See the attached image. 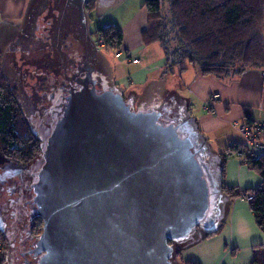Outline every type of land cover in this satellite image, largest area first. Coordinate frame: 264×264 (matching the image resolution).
<instances>
[{
  "label": "water",
  "instance_id": "95a60500",
  "mask_svg": "<svg viewBox=\"0 0 264 264\" xmlns=\"http://www.w3.org/2000/svg\"><path fill=\"white\" fill-rule=\"evenodd\" d=\"M86 2L63 5L83 36ZM89 49L96 58L95 44ZM85 71L36 173L38 264H174L178 250L221 225L227 198L213 161L218 156L210 154L187 102L153 93L135 109L137 98L124 100L105 75L104 91L89 88L93 70ZM199 226L205 233L194 238Z\"/></svg>",
  "mask_w": 264,
  "mask_h": 264
},
{
  "label": "crops",
  "instance_id": "0c3cea01",
  "mask_svg": "<svg viewBox=\"0 0 264 264\" xmlns=\"http://www.w3.org/2000/svg\"><path fill=\"white\" fill-rule=\"evenodd\" d=\"M37 2L38 0H0L2 69L4 61L13 57V53L7 50L14 39L29 30V15L35 10ZM64 3L65 0H60V8ZM146 22L147 11L142 4L140 9L126 13L122 22H113L121 29L122 44L119 58L113 52L118 63L113 64L111 69L112 83L124 89L129 94L127 97L133 93L141 97L149 83L154 81L152 78L156 77L155 80L170 86L171 80L174 81L177 77V82H172V91L184 93L188 114L212 152L222 155L231 143L242 144L244 138L240 129L247 126L246 122H264V71L248 69L239 75L230 74L219 78L202 75L190 66H186L183 72L179 68L167 71L161 46L158 43L144 45L142 42L141 32ZM155 44L159 46L161 53H157L156 58L147 60L148 55L155 54L152 51L154 49H151ZM135 57L140 58L137 63H133L137 59ZM169 74L172 76L163 77ZM179 85L182 86V91ZM223 168L222 186L233 193L228 197L222 190L227 204L221 225L215 234L203 236L181 249L180 262L264 264V231L256 225L250 203L234 196L237 190L260 187L264 179L242 164L235 155H229L225 159Z\"/></svg>",
  "mask_w": 264,
  "mask_h": 264
},
{
  "label": "trees",
  "instance_id": "16d2710c",
  "mask_svg": "<svg viewBox=\"0 0 264 264\" xmlns=\"http://www.w3.org/2000/svg\"><path fill=\"white\" fill-rule=\"evenodd\" d=\"M142 6L147 11L142 42L161 46L167 71L179 68L183 72L190 66L202 75L218 78L239 75L248 69L264 71V0H143ZM94 8L95 0H87L85 10L90 12ZM98 35L108 48L119 50L122 32L118 26L108 25L98 30ZM100 69L104 78L101 64ZM245 125L253 124L247 121ZM240 146L231 143L226 153L217 155L221 183L225 159L235 155ZM42 149L24 116L16 89L8 85L0 53V155L15 164L26 165L38 158ZM247 166L264 179V155L248 161ZM222 190L232 196L233 192L223 186ZM239 193L237 190L234 196L239 197ZM244 195L252 197L250 209L256 225L264 231V183L245 190ZM40 227L41 221L36 226L37 233ZM179 255L180 250L176 256ZM0 262L4 264L3 254Z\"/></svg>",
  "mask_w": 264,
  "mask_h": 264
},
{
  "label": "rangeland",
  "instance_id": "374dc122",
  "mask_svg": "<svg viewBox=\"0 0 264 264\" xmlns=\"http://www.w3.org/2000/svg\"><path fill=\"white\" fill-rule=\"evenodd\" d=\"M120 2H122L123 4H120ZM142 2L143 0H95L94 10L90 12L88 11L85 12V24H86L85 36L82 35L81 30H79L78 26L75 24V19L73 18L74 16L73 14L70 13L68 14V16H66V18H62L63 28L67 29L66 24L67 23L69 24L68 28H69L71 37L73 35L75 36L76 38L75 42L77 43V46H78V48L74 47V50H73L74 52L70 51L69 54H71L72 57L73 55L79 56L80 51H82L83 55H86V53L89 51V44L90 43L95 44V42L97 41L99 37L98 30L108 25L113 24V22H118V23L122 22L126 13H128L129 11L134 12L135 10L140 9V5L142 4ZM161 7L164 13V10L166 9L165 4L163 3ZM29 16H30V23H29L28 33L31 36L35 37L34 40H36L37 42L41 41L44 43V45L40 49H37L38 48L37 47L27 52L29 54L28 59H31L30 55L36 56L37 58L30 65H28L27 63L22 65L21 75L17 73L14 74L13 64H18V62L16 61L14 63L12 57L4 61L3 70H4V75L7 79L10 89H15L17 88V85H18L22 110L28 122L33 127L34 132L37 134L39 138L42 139V147L44 148L45 142L47 139V131H45L42 128L41 122L43 123L44 121L42 120L40 121L41 117L38 115V113L33 112V108L36 105L38 98L41 96V92H43L42 87L45 85V82L47 83L48 81L51 82L52 78H54L53 75H56V72H59L58 59L60 57H63V59L65 60L68 54V51L64 50V48L57 49L56 46H54L53 44L54 38H50L49 36V34L53 32L55 29H58L59 25L61 24L60 22V19L62 16L61 13H56V11H53L47 8V10H38L35 14H30ZM67 17L70 19L68 20ZM74 26L77 28V30L74 29ZM42 30H44V32ZM65 33L67 34V31H65ZM63 36L64 37L66 36L64 35V30L62 32V37ZM62 37H60L61 42L63 41V38H64ZM151 49H154L152 51H155V54L148 55L147 60H152L153 58H156L157 53H161V51L159 50L160 48L157 44H155V46H153V48ZM7 51L11 53L12 52L11 47H9ZM113 52H115L116 54V53H119L120 51L115 50L114 48H108L105 45L104 47H100L99 49H97V56H96V59L98 60V62L99 60H102V63L104 64L103 68L105 70V77H107L109 81H112L111 69L113 67V64L118 63V60L115 59ZM18 56H19L18 54H15V59H18ZM25 56L27 57V55ZM135 58H137L136 61L140 60V58L138 57H135ZM48 63L51 64L52 66L51 68H48V67L40 68V67H43V65L45 66ZM36 66H39V67H36ZM51 71H53L52 75L50 74ZM46 73L48 76L50 75L49 77H52V78H49V77L46 78L45 77ZM171 76L172 75L169 74L167 76L164 75L163 77L166 78V77H171ZM155 78L156 77L151 79L154 81L149 83L148 88L145 91H143V93L141 94V97L135 93H133V95L130 96V97L138 96L137 100H135V103H134L135 108L137 107V104L140 100L142 99L148 100L150 96H153L152 95L153 93H159L160 96H163L164 98L170 95L176 96L178 100L180 101V103H184L183 101H185V103L182 104V106L186 104L187 101L183 97L184 93H181V94L179 93L180 94L179 95L178 93H176V91L174 90L172 91V88H173L172 82H177L176 81L177 77L174 78L175 79L174 81L171 80L170 86L166 85L163 81H159L158 79L155 80ZM179 87H180V90L182 91L183 90L182 86L179 85ZM121 90L124 93L125 97L129 96V94L124 91V89H121ZM209 152L210 154L212 152L210 148H209ZM212 154L211 155L214 156L213 152ZM213 161L215 162L217 166L220 165V160H218L217 157H215ZM10 164H14V163L4 159L0 155V225L3 224V218H2L3 212L2 211L3 210L11 211L12 208L17 210L16 207L18 204L15 201L19 199L23 200L26 197L25 196L26 188H23V185L25 184L29 185V183H31L32 181V178L25 180V178H23L24 174L26 175V173L38 172V170L40 169L42 165V157H38L36 161L33 162L32 165L28 166V168L27 167L24 168L20 165L14 164L13 168L15 170H18L19 173L17 175L18 171L16 172L15 177H13V181H9V182L7 181V183H5L6 182V179H5L6 171L8 173L13 172ZM3 169H5L6 171ZM17 176H20V177L18 178ZM11 185H13L12 187L16 185L18 191L12 192V190L11 191L7 190V188ZM19 189H21L22 192H20ZM27 191L29 193L27 195L29 196L31 194V191L30 190H27ZM238 191H245V190L240 189ZM9 201L10 202L14 201L17 205L14 204L13 207L10 206L9 208V205H8ZM14 212L16 215L19 214L16 211ZM24 213L25 212L21 210L20 214H24ZM221 218L220 220L216 222V224H219V222L221 224ZM10 227L12 228L13 225H11ZM204 233H205V229L199 226L197 227L193 237L194 238L200 237ZM20 235H22L21 238L24 239V234H20ZM21 238H18V240ZM17 243L18 242H15L13 246L16 247V249H19L18 247L21 246V243H18V244ZM3 248H4V242L0 238V256L2 255ZM14 262L15 264H21V260L19 258L18 259L15 258ZM173 263L183 264L182 262H180L179 257H175Z\"/></svg>",
  "mask_w": 264,
  "mask_h": 264
},
{
  "label": "flooded vegetation",
  "instance_id": "af4514ba",
  "mask_svg": "<svg viewBox=\"0 0 264 264\" xmlns=\"http://www.w3.org/2000/svg\"><path fill=\"white\" fill-rule=\"evenodd\" d=\"M59 4H60V0H38L37 5L34 8L35 10L31 12V14H35L38 10H47L48 8L50 10L56 11V13L62 14L61 19H60L61 24L59 25L58 29H55L53 32H51L49 36L50 38H54L53 44L54 46H56L57 49L64 48V50L68 51V54L65 60L63 59V57H60L58 59L59 72H56V75H53L54 78L49 77L50 75L48 76L47 73L45 74L46 75L45 77L52 78V81L51 82L48 81V83L45 82V85L42 87L43 92H41V96L38 98L37 103L33 108V112L38 113V115L41 117L40 121L41 120L44 121L43 123L41 122V126L45 131H47V138L63 106L67 102V98L69 97V91L79 90L81 88V84H80L81 81L87 80L86 79L87 75L85 71L86 68L90 67L93 70V75L91 77L92 78L91 80L95 81L94 85L88 84L89 88H94L95 90H98V91H104V87L102 86H105L106 84L104 81H102L103 79L101 76V72L97 67L98 61L94 56H92L90 49L86 53V55H83L82 51H80L79 56L73 55L72 57L71 54H69L70 51L74 50V47L78 48V46H77V43L75 42L76 41L75 36L73 35L71 37L70 31L68 28L69 24L68 23L66 24L67 29L63 28L62 18H65L66 13H63V7L60 8ZM63 30H64V35H66L65 37L63 36L64 38L62 37ZM42 31L44 32V30ZM65 31H67V34L65 33ZM60 37L63 38L62 42L60 41ZM34 38L35 37L31 36L28 33V31H25L23 35L16 37L14 41L12 42L10 47L13 53V57H12L13 62L14 63L16 61L18 62V64H13L14 74L17 73L21 75L22 65L25 63L30 65L37 58L36 56L30 55L31 59H28L29 54L27 52L37 47H38L37 49H40L41 47H43L44 43L41 41L37 42L36 40H34ZM14 54L19 55L18 59H15ZM25 55H27V57ZM36 67H39V66H36ZM47 67L51 68L52 66L51 64L48 63L45 66L43 65V67H40V68H47ZM82 70L84 71L82 72ZM50 74L52 75L53 71H51ZM15 89L17 91V94L19 97V103H20V93H19L18 85H17V88ZM123 97H124V100L127 99V97H125L124 95ZM30 127L32 131L34 132L33 127L31 125ZM34 134L40 140L41 146H42V139L39 138L35 132ZM41 156H42V153L40 154L39 157ZM36 159L26 165H20V166L24 168L26 167L28 168V166L32 165L33 162L36 161ZM14 164H10L11 169L13 170V172L11 173H8L5 169H3L6 171V174H5L6 182L5 183H7V181L8 182L13 181V177H15L16 172L18 171L13 168ZM16 165H19V164H16ZM18 173L19 171L17 172V175ZM36 173L30 172V173H26V175L24 174L23 178H25V180L32 178V181L31 183H29V185H26V184L23 185V188H26L25 189L26 197L23 200L19 199L15 201L18 205L14 201H11V202L9 201V204H8L9 208L10 206L13 207L14 204H16L17 210L12 208L11 211L9 210L2 211L3 212L2 213L3 224L0 225V238L4 242V248L2 249V254L4 257V264H15L14 262L15 258L16 259L19 258L21 260V264H38V260L41 256L40 254L36 255L34 252L35 242L37 238L40 236L42 232V227H43V223L40 220V218L36 217V214H35L36 209H35V206H33V199L35 197L33 186H34V182L36 179ZM20 176H17V177L19 178ZM12 186L13 185L9 186L7 190H10V191L12 190V192L18 191L16 185L14 187ZM19 190L20 192H22L21 189ZM27 190L31 191V194L29 196L27 195L29 194ZM21 210H23V212L25 213L20 214ZM14 211H16L19 214L16 215ZM40 221H41V227L39 229L40 230L39 233H37L36 226ZM11 225H13L12 228L10 227ZM20 234H24V239L21 238L22 235ZM18 238H21V239L18 240ZM15 242L21 243V246L18 247L19 249H16V247L13 246Z\"/></svg>",
  "mask_w": 264,
  "mask_h": 264
},
{
  "label": "built area",
  "instance_id": "2783aa9c",
  "mask_svg": "<svg viewBox=\"0 0 264 264\" xmlns=\"http://www.w3.org/2000/svg\"><path fill=\"white\" fill-rule=\"evenodd\" d=\"M105 45L104 40L99 36L95 42L96 49L104 47ZM120 56V52L115 54L116 58ZM133 63H137V61L133 60ZM240 133L244 138V142L239 147L235 156L240 159L242 164L247 165L248 161L255 160L264 155V122L244 126L240 129ZM239 192V198L248 202L252 200L250 195H244V191Z\"/></svg>",
  "mask_w": 264,
  "mask_h": 264
}]
</instances>
